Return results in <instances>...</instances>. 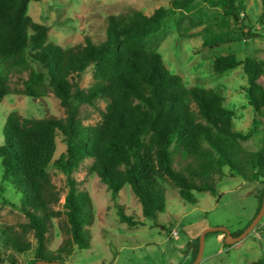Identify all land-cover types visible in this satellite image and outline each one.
I'll list each match as a JSON object with an SVG mask.
<instances>
[{
  "label": "trees",
  "instance_id": "trees-1",
  "mask_svg": "<svg viewBox=\"0 0 264 264\" xmlns=\"http://www.w3.org/2000/svg\"><path fill=\"white\" fill-rule=\"evenodd\" d=\"M32 1L41 0H0V63L29 70L24 94L40 99L46 88L52 89L66 117L23 119L12 113L6 120L0 145L2 179L21 195L18 209L27 223L0 224V252L32 255L30 264L68 263L76 250L91 249L92 202L74 177L87 160L93 161L92 171L108 184L114 201L130 186L146 219L155 220L166 211L165 181L173 183L185 202L197 205V194L220 195L218 185L228 177L261 186L259 214L264 199V60L225 55L213 62L216 74L243 66L247 85L242 89L256 114L254 127L244 134L235 130V112L227 108L222 94L188 87L167 69L157 50L148 48L149 39L178 13L192 14L195 26L204 25L205 17L210 20L191 35L202 36L209 49L263 38L258 28L246 23L248 0H172L168 8H158L150 16L137 10L111 15L103 42L96 44L85 36L82 43L68 48L50 42L49 28L29 16ZM202 6L219 12L210 17ZM90 70L94 81L83 88V76ZM8 95L7 81L0 76V103ZM99 100L107 102L101 122L85 125L81 107H96ZM258 133H262L261 150L244 149L242 143ZM60 136L66 151L55 161ZM52 165L67 176L63 209H56L62 194L52 181ZM118 209L121 223L141 225L123 206ZM63 218L66 238L52 251L53 220ZM199 241L200 237L190 243V264L198 256ZM10 259L20 264L15 257ZM252 264H264V257Z\"/></svg>",
  "mask_w": 264,
  "mask_h": 264
},
{
  "label": "rangeland",
  "instance_id": "rangeland-1",
  "mask_svg": "<svg viewBox=\"0 0 264 264\" xmlns=\"http://www.w3.org/2000/svg\"><path fill=\"white\" fill-rule=\"evenodd\" d=\"M172 0H41L32 1L28 14L37 23L49 28V41L63 48L80 44L85 36L99 44L107 37L108 17L132 10L150 16L158 8H168ZM196 0L195 3H197ZM208 16L219 11L202 6ZM264 13V0H248L247 24L258 28L264 35L261 16ZM195 26L192 14L178 13L169 19L164 29L148 41V48L157 50L163 57L167 69L182 78L188 87L214 89L225 98L227 108L235 112L233 120L236 131L244 134L254 127L256 114L249 106L245 92L247 77L243 66L235 70L216 74L213 62L218 56L236 55L241 61L247 57L264 60V37L237 43L223 44L219 49L204 47L202 31ZM31 67L38 69L34 63ZM0 76L7 81L9 95L0 103V145L3 144V128L8 116L18 114L23 119H44L56 117L63 119L66 111L52 89L46 88L40 99L29 98L24 94V81L29 70L10 69L0 63ZM92 70L83 76L81 87L88 88L93 83ZM107 102L99 100L96 107L83 105L80 119L85 125H97L102 120V112ZM262 133L252 140L242 143L247 151L261 150ZM66 145L60 136L57 139L55 161L65 153ZM93 161H85L79 172L74 174L80 192L86 196L93 207V219L89 227L92 247L78 251L69 258L67 264H190L193 240L210 228H226L231 234L245 231L255 219L259 208L261 186L248 183L244 179L225 178L219 183L220 195L209 192L197 194L199 202L192 205L185 202L178 189L170 181L166 186V211L158 214L155 220L146 219L143 207L130 186H126L114 201L108 184L92 171ZM52 181L62 194L56 209H63L68 183L65 173L56 165L49 169ZM0 167V224L19 225L27 219L18 209L21 195L3 181ZM17 205V206H15ZM118 206L125 213L141 221V225L129 227L121 223ZM65 218L54 219L50 249L56 251L66 235L62 231ZM167 229V230H166ZM172 232L178 236L171 237ZM30 240L36 246L31 234ZM224 232H213L206 236L205 250L200 264H252L264 257V217L251 234L238 244L227 245ZM20 264H30L32 255H18L0 252V264H13L11 257Z\"/></svg>",
  "mask_w": 264,
  "mask_h": 264
},
{
  "label": "water",
  "instance_id": "water-1",
  "mask_svg": "<svg viewBox=\"0 0 264 264\" xmlns=\"http://www.w3.org/2000/svg\"><path fill=\"white\" fill-rule=\"evenodd\" d=\"M263 217H264V199H263V205H262V208H261L259 214L253 220V222L249 225V227L238 237L232 236L231 232L226 228H210V229L205 230L200 236L199 253H198V256H197V258L193 264H200V262L203 258V255H204L206 236L209 233L224 232L227 235V240H226L227 245L238 244L241 241H243L244 239H246L251 234V232L259 224V222L261 221V219ZM36 264H67V263L56 262V261L55 262L38 261Z\"/></svg>",
  "mask_w": 264,
  "mask_h": 264
},
{
  "label": "built area",
  "instance_id": "built-area-1",
  "mask_svg": "<svg viewBox=\"0 0 264 264\" xmlns=\"http://www.w3.org/2000/svg\"><path fill=\"white\" fill-rule=\"evenodd\" d=\"M177 236H178V233H177V232H172V233H171V237H172V238H175V237H177Z\"/></svg>",
  "mask_w": 264,
  "mask_h": 264
}]
</instances>
